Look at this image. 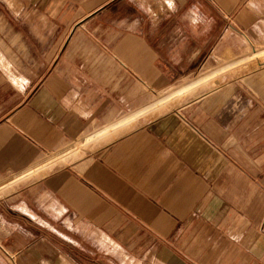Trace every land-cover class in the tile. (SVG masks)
<instances>
[{
  "label": "crops",
  "instance_id": "crops-1",
  "mask_svg": "<svg viewBox=\"0 0 264 264\" xmlns=\"http://www.w3.org/2000/svg\"><path fill=\"white\" fill-rule=\"evenodd\" d=\"M256 45L264 0H0V178L50 154L0 186L16 263L264 264L261 52L199 88Z\"/></svg>",
  "mask_w": 264,
  "mask_h": 264
},
{
  "label": "rangeland",
  "instance_id": "rangeland-1",
  "mask_svg": "<svg viewBox=\"0 0 264 264\" xmlns=\"http://www.w3.org/2000/svg\"><path fill=\"white\" fill-rule=\"evenodd\" d=\"M254 48L259 49V51L261 52V55L259 57V61L264 60V46L256 45L254 47H248V49L245 50V52L243 54H241L240 56H232L226 60H220L219 62L215 63V65L211 66V68L209 70H207V72L205 74H203L201 77H199V79L202 77L204 78L202 81H200L201 83H203V85L201 84L199 86V88H201L202 90H206V89L211 88L212 86H215V83L217 84V82H216L217 79L220 78V75L224 71L235 69V68L229 69L230 67H228V65H230L234 62H237V65L235 67L245 66V65H247V63L249 66L251 65L252 67L257 66L255 64V62H257L258 60H257V58H254V57L252 59L249 58L251 60L247 63H242V64L238 63V61L244 60L247 57L252 56L251 54H252V52H254ZM230 61H233V62L230 63ZM247 70L248 69L243 68V69H240L239 71L233 70L232 72H236L238 74H241L243 72H247ZM224 73H226V72H224ZM224 73H223V75H224ZM195 81H197V79ZM200 82H199V84H200ZM192 83L189 86L193 85ZM191 88H193V90L198 89L197 85L195 87H191ZM178 92L179 91H160V92H158L157 96L155 97V100H153L151 103L147 104L144 108L142 107L143 109L141 108L139 112L124 117L123 119L119 120V122L116 124H120L121 122L127 121V119L134 117V118L130 119L129 121H127L123 124L125 126L124 129L126 130L130 125L134 124L139 119L150 120V119H153L157 115L163 114L164 112L168 111L169 109H172V108L177 106L179 99L182 95V94H180V95L175 96V94H177ZM163 100H167V101L161 103L160 101H163ZM146 110H148V111H146ZM136 114H137V116H136ZM102 130H104V129L98 128V129H95L93 131L87 132L85 135H83L81 138H79V140H77L76 143H74L73 145H71L70 147H68L67 149H65L62 152H65V151L70 150L73 147L77 146L78 145L77 143L80 142V140L86 139V138L91 137V136L95 137L96 135L100 134L102 132ZM93 143L94 142L88 143L84 147L91 146V145H93ZM84 147H83V149H84ZM49 156H50V154H47L42 159H39L35 163L26 166L22 171H20V173H17V175H14V176L8 177V178H0V186L4 185L6 183H9L11 181L13 182L15 178L19 179L21 177L20 175H22L25 171L31 170L32 168L37 167L38 165L42 164V162L44 160L50 158ZM69 157H63L59 160L70 161V160H68ZM70 159H72V158L70 157ZM54 163L55 162L51 163L49 166H46L45 168H42L41 170L35 171V173H38V174L45 173L46 170L49 169L50 167H52V165ZM18 176H20V177H18ZM12 182H11V184H12ZM10 185L5 187L4 189L0 188V194H3L5 191H7V189H9ZM8 252H10L12 255H10V253H8ZM14 258L15 257H14L13 252L9 251V249H7V248L5 249V246L2 243V240L0 239V264H17L16 261L14 260Z\"/></svg>",
  "mask_w": 264,
  "mask_h": 264
}]
</instances>
